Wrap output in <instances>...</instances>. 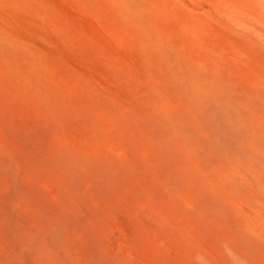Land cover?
Wrapping results in <instances>:
<instances>
[{"label":"rangeland","instance_id":"374dc122","mask_svg":"<svg viewBox=\"0 0 264 264\" xmlns=\"http://www.w3.org/2000/svg\"><path fill=\"white\" fill-rule=\"evenodd\" d=\"M0 264H264V0H0Z\"/></svg>","mask_w":264,"mask_h":264}]
</instances>
